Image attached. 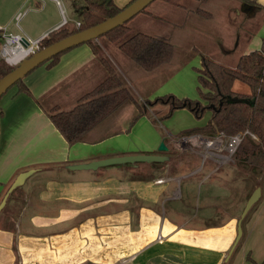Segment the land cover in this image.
Instances as JSON below:
<instances>
[{"label":"crops","instance_id":"0c3cea01","mask_svg":"<svg viewBox=\"0 0 264 264\" xmlns=\"http://www.w3.org/2000/svg\"><path fill=\"white\" fill-rule=\"evenodd\" d=\"M76 1L10 0L4 13L0 11V27L32 40L46 37L66 24L80 22L85 6L81 2L73 6ZM112 1L118 8L132 2ZM153 3L154 10L138 14V27L156 25L150 19L153 15L158 19L168 15L169 28H179V32L191 29L197 39L208 38L204 25L214 18L213 12L203 7L223 11L224 24L232 27H240L241 17L250 18L256 11L264 23V0ZM18 14L21 18L16 22ZM138 32L167 37L162 29L161 33ZM179 32L169 38L173 40ZM259 32L255 22L241 27L235 43L244 50L229 68H234L241 56L261 49L264 35ZM93 44L101 48L102 57L117 66V72L126 67L132 68L129 72L137 71L119 55L115 44L103 45L101 39ZM47 65L23 78L21 85L29 96L20 86H13L0 99V202L20 173L35 170L11 193L0 212V264H131L139 258L155 262L182 258L186 264H264V191L241 226L243 237L225 262L240 214L255 189L243 201V194H238L240 189L248 190L247 181L241 178L243 172L217 164L213 150L203 143L208 138L180 136L197 126L172 117L164 121L167 129L159 127L163 134L158 133L153 130L158 129L157 119L150 109L151 119L146 113L129 128L138 114L137 108L130 106L118 120L120 134L96 143L69 145L47 117L43 101L49 108L71 110L106 72L88 44L64 53L55 65ZM185 111L176 110L173 115ZM187 138L186 145L179 147L180 140ZM161 142L167 147V152L161 153L166 161L157 170L146 164L96 171L67 169L113 157L156 155ZM145 170L148 174H143ZM228 187H235L236 194Z\"/></svg>","mask_w":264,"mask_h":264},{"label":"trees","instance_id":"16d2710c","mask_svg":"<svg viewBox=\"0 0 264 264\" xmlns=\"http://www.w3.org/2000/svg\"><path fill=\"white\" fill-rule=\"evenodd\" d=\"M83 1L85 9L81 14L79 26L66 24L50 32L40 42V50L114 17L135 0L123 8L115 6L112 0ZM130 21L98 39L105 40L108 45H117L119 52L136 69L144 73L153 74L170 68L175 60V50L169 40L142 32L129 35ZM85 44L90 46L92 53L98 57L104 67L105 78L84 94L71 110L62 111L56 106L45 110L53 126L69 145L96 143L120 134L118 120L130 106H135L138 114L130 121L129 128L140 117L148 113L138 103L137 97L126 86L116 68L102 57L101 48L93 44V41ZM68 51L54 56L42 65L47 63V67L55 65L59 58ZM14 68L0 58V80ZM197 74L199 99L204 104L198 100L178 99L168 95L157 98L154 104L169 106L168 112L163 116L164 119H168L174 111L180 109H187L197 119L201 118L206 110L209 111L210 118L207 123L202 127L192 129L190 132L192 134L187 136L200 135L213 140L221 135L225 138L238 134L243 135V140L232 159L235 166L240 167L247 183L254 182V189L262 187L264 191V40L260 50L241 56L234 68L202 58L201 69L197 70ZM22 80L14 86H20L21 91L29 96V92L21 85ZM236 82L247 86L249 93L239 94L234 91L233 86ZM228 98L247 99L254 104H232L228 102ZM146 165L157 170L164 166L165 162ZM129 166H136V164ZM244 171L248 173L247 176ZM12 195L10 194L8 198L10 199ZM248 259L251 261V258Z\"/></svg>","mask_w":264,"mask_h":264},{"label":"rangeland","instance_id":"374dc122","mask_svg":"<svg viewBox=\"0 0 264 264\" xmlns=\"http://www.w3.org/2000/svg\"><path fill=\"white\" fill-rule=\"evenodd\" d=\"M9 1L10 0H4V1L0 0V11L2 10V14L4 13L6 4ZM61 1H64V0H61ZM77 2H81L85 6V3L83 0H77L75 4H73V6H75ZM153 4L154 3L149 5L146 8V10L148 11L154 10L155 6ZM203 9L208 12H213L212 17L214 18V21L212 20L211 23H207L208 25L206 23H203V24H206L204 25L206 26L204 27V29L208 28L207 29L208 38H206L205 36L204 38L197 39L196 33L190 32L191 29H188L183 32H179L181 31V29L179 28L178 29H175V27L169 28V25L166 24L168 20V15H163V17L159 19H158V15L151 16L150 19L155 20L156 25L151 24L149 28H147V25L138 27V23H139V20L141 19V15H138L137 17H135L129 22V25L131 27V32L129 33V35L135 32H138V31H144V32L151 33V34L158 33V31H160L161 33V29H162L165 31L166 36H167L165 37V39L169 40V42L174 46L175 60H174L173 65L168 69L161 70L153 74H147V73H144L140 69H137L136 72L134 71L129 72L130 70L132 71L131 67L119 68L120 69L119 73L124 79L126 86L137 97L138 103L141 106H143L145 110H147L148 112L147 116L149 119H151V114L149 113V110L150 109L152 110L153 114L155 115L157 119V121H155L154 123L158 128V129L153 128V130L157 131L158 133L163 134V130H161L160 128L164 127L167 129L168 127L167 124L164 122L166 119H164L163 116L168 112L169 106L163 105V104H154L155 103L154 100L168 95V96H174L178 99H188V100L200 101L199 89H198L199 84L197 80V75H198L197 70L201 69V64H200L201 62H198V60L200 61L202 58H208L213 61H217L216 63L218 64H222L227 67H232V65H234L233 60L236 59L240 51L244 50L243 45H241L240 43H235L236 33L239 32V30H241V27L246 26L250 24L251 22L253 23L255 22L256 24H258V31H260L259 35L260 33L261 35H264V23L260 22V18H262V15L257 11L250 18L248 17L246 18L245 15L241 17V20L243 21H241L240 27H232V26H229L227 23L224 24L225 18H224L223 11L219 12L217 11L218 9L214 7L212 8L203 7ZM50 10L51 8L48 9V11ZM20 13L23 14V11H21ZM167 13L168 12H166V14ZM159 20H162V21H159ZM216 20L218 21L217 23H219V25L216 24ZM189 25L194 26L193 22H190ZM177 32H179L178 34L179 36L174 38L173 40L170 39L171 34L174 35V34H177ZM102 43L103 45H108L105 40H103ZM1 45H2V42L0 41V47ZM113 47L116 48L117 45H113ZM226 48H228L230 52L226 53L227 51ZM119 55L125 61L127 60L121 53H119ZM113 62L115 63V61ZM109 63L111 64V62ZM116 69H117V66H116ZM235 90L239 94L249 93L248 87L239 82L235 83L234 91ZM202 103L204 104V102ZM43 106L46 109H48L49 106L51 105L47 101H43ZM162 108L164 110H162ZM164 111H166L165 114L160 113ZM190 114L192 113L187 110L181 115L178 113L174 114L173 116L171 115L168 119L173 117L175 121L184 120L187 123L186 125L188 126L193 125V126H197L196 128H199V127L204 126L210 118V112L207 110L205 111L203 116L199 119L195 118L193 114H192L193 118H191ZM186 131L187 132L181 134L180 136H186L188 134H192L190 133L191 130H186ZM158 147H157V150H158ZM141 164L142 163H136V165H140V166ZM127 165H131V164H127ZM223 168H225V170H227L228 168H234L232 170L236 172H238V170L240 169V167L235 166V163L234 164L230 163V165H228L227 167L226 165H224ZM147 171L148 170H145L143 174H148ZM143 174L140 173V175H143ZM241 178L244 179V176H241ZM248 184H247V187H248L247 191L246 189H240L238 193V194H243V197L238 196V195L235 197H241L243 201L247 199L254 190V182L251 183L249 186ZM228 189L230 191L232 190L231 192H233V194H236L235 187H228ZM131 264H186V263L182 262V258L180 259L177 258L175 261L170 258L169 259L161 258L160 262H155L153 260L150 261V260H147L146 258L145 259L139 258L138 260H135Z\"/></svg>","mask_w":264,"mask_h":264},{"label":"water","instance_id":"95a60500","mask_svg":"<svg viewBox=\"0 0 264 264\" xmlns=\"http://www.w3.org/2000/svg\"><path fill=\"white\" fill-rule=\"evenodd\" d=\"M156 0H135L126 8L121 10L120 13L115 15L112 18L105 20L104 22L88 28L86 30L77 32L72 34L68 37L63 38L62 40L43 48L36 53H34L29 58L21 61L13 71L8 73L0 80V99L1 97L18 81L25 78L29 73L34 71L40 65L45 63L46 61L50 60L54 56L61 54L67 50L80 46L82 44L87 43L88 41L97 40L102 35L112 31L113 29L124 25L128 21L132 20L138 14H140L143 10H145L151 3ZM228 102L235 104V103H246L249 105H253V102H250L247 99H239V98H228ZM158 153L156 155L151 154H138V155H127V156H120V157H113L107 158L103 160L93 161L87 164H77L67 166L68 170L71 171H96L100 168H106L110 166H121L131 164L134 165L136 163L142 164H152V163H163L166 161V157L161 153L167 152V147L165 146L164 142H161L158 147ZM35 170H28L25 172L20 173L15 180L12 182L10 187L8 188L7 192L4 194L1 202H0V212L4 208L6 201L10 194L20 186H22L25 180L34 173ZM263 194L262 187H258L254 190L250 198L248 199L246 206L241 212L238 223H237V234L234 240V243L228 252V255L225 259L227 262L233 251L235 250L236 246L238 245L241 237H243V222L246 219L247 215L254 207V205L260 200Z\"/></svg>","mask_w":264,"mask_h":264},{"label":"built area","instance_id":"2783aa9c","mask_svg":"<svg viewBox=\"0 0 264 264\" xmlns=\"http://www.w3.org/2000/svg\"><path fill=\"white\" fill-rule=\"evenodd\" d=\"M55 1L57 2V0ZM20 18L21 15H17L15 20L18 21ZM78 26L79 23L76 24V27ZM44 38L45 37L32 40L21 34L8 33L5 28L0 27V40L2 42L0 47V58H2L9 66L16 67L21 61L29 58L40 50V42ZM246 134L250 133L246 132ZM241 140H243V135L241 134L231 136L229 138H225L221 135L213 140L203 141V143H205L209 149L213 150V153H211L213 159L221 166L232 162V157ZM187 142L188 138L180 140L179 147H184ZM204 158H206V156Z\"/></svg>","mask_w":264,"mask_h":264},{"label":"bare ground","instance_id":"6f19581e","mask_svg":"<svg viewBox=\"0 0 264 264\" xmlns=\"http://www.w3.org/2000/svg\"><path fill=\"white\" fill-rule=\"evenodd\" d=\"M17 56V55H16Z\"/></svg>","mask_w":264,"mask_h":264}]
</instances>
